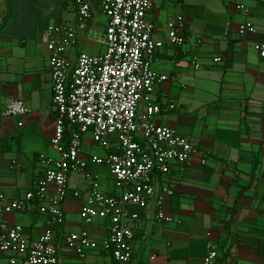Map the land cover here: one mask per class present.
I'll return each instance as SVG.
<instances>
[{"label":"crops","instance_id":"1","mask_svg":"<svg viewBox=\"0 0 264 264\" xmlns=\"http://www.w3.org/2000/svg\"><path fill=\"white\" fill-rule=\"evenodd\" d=\"M238 3L250 14L236 11ZM177 15L184 20L183 45L164 43L152 63L167 77L152 95L161 106L154 121L192 142L206 164H199L198 154L190 165H172L164 178L173 193L157 208L171 221L156 220L151 207L138 211V220L130 223L133 253L126 264H203L207 232L216 264H264V60L252 48L264 39V0H152L147 18L155 26L153 38L165 41L164 24ZM50 17L71 20L69 0H0V107L17 99L27 109L0 116V194L11 200L33 190L42 174L40 154L57 156L49 145L54 116L44 29ZM244 20L255 33L241 38L236 29ZM95 27L80 46L88 54L104 49ZM215 57L220 62L213 63ZM109 139L114 142V136ZM104 155L86 134L79 154L85 168L67 182L69 193L77 190L80 196L63 202V223L54 230L59 247L66 235L84 227L79 210L90 182L101 192H114L106 166L88 163ZM37 204L0 215V223L19 224L28 240L37 238L44 227ZM107 229V223L95 222L88 232L98 241ZM61 250L60 264H122L105 253L79 258ZM7 259L0 264H10Z\"/></svg>","mask_w":264,"mask_h":264},{"label":"built area","instance_id":"2","mask_svg":"<svg viewBox=\"0 0 264 264\" xmlns=\"http://www.w3.org/2000/svg\"><path fill=\"white\" fill-rule=\"evenodd\" d=\"M69 9L71 20L44 29L54 116L49 145L57 156H38L42 174L22 199L11 200L0 194V215L25 212L36 199L44 216V227L33 240L26 238L21 225L0 223V258L8 257L10 264H60L62 247L79 258L97 252L117 263H128L133 253L130 223L138 220V211L151 207L156 220L171 221L157 208L162 197L173 193L164 178L172 165H190L198 154L199 164H206V155L192 142L154 121L161 106L152 95L155 86L167 77L152 69L153 59L164 43L183 45V17L177 15L165 22L163 41L153 38L155 26L147 18L152 0H69ZM234 9L250 14L241 3ZM99 15L105 18L98 35L104 49L88 54L80 46ZM236 33L244 38L254 34L255 28L244 20ZM252 48L264 60V39L253 42ZM220 60L215 57L212 62ZM26 111L22 101L8 99L0 107V116H18ZM86 134L105 152L102 157L91 156L88 163L106 166L114 192H101L95 180L90 182L79 210L84 227L66 235L59 247L54 230L63 223V202L80 196L77 190L69 193L67 182L72 173L85 168L79 154ZM95 222L108 224L107 233L98 241L88 232ZM206 238L202 263L216 264L218 254L210 232Z\"/></svg>","mask_w":264,"mask_h":264},{"label":"rangeland","instance_id":"3","mask_svg":"<svg viewBox=\"0 0 264 264\" xmlns=\"http://www.w3.org/2000/svg\"><path fill=\"white\" fill-rule=\"evenodd\" d=\"M64 14H65V16H66V13H65V12H64ZM56 18H57V17H56ZM56 18H55V17H50V18H49V23H50V24L59 23V20H56ZM60 22H62V19H61ZM104 24H105V18H104L102 15H99L98 18H97V21H96V23H95V26H96V27H95L94 31H95L96 33H100V34H101ZM96 33H95V35H96ZM95 40H96V39H95ZM97 40H98V38H97ZM96 42H99V41H95V43H96ZM99 44H100V42H99ZM0 259H1V260H4V259H6V257H1ZM7 261H8V259H7Z\"/></svg>","mask_w":264,"mask_h":264},{"label":"trees","instance_id":"4","mask_svg":"<svg viewBox=\"0 0 264 264\" xmlns=\"http://www.w3.org/2000/svg\"><path fill=\"white\" fill-rule=\"evenodd\" d=\"M32 191V190H31ZM34 201H36V199H34Z\"/></svg>","mask_w":264,"mask_h":264}]
</instances>
